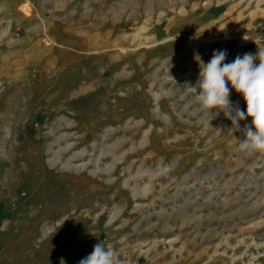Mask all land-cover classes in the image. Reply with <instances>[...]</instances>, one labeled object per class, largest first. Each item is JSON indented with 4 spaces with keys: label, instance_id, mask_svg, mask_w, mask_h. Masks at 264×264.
<instances>
[{
    "label": "rangeland",
    "instance_id": "rangeland-1",
    "mask_svg": "<svg viewBox=\"0 0 264 264\" xmlns=\"http://www.w3.org/2000/svg\"><path fill=\"white\" fill-rule=\"evenodd\" d=\"M259 49L264 0H0V264L98 242L123 264H264L251 119L209 123L191 89L214 51ZM47 79L85 91L48 110Z\"/></svg>",
    "mask_w": 264,
    "mask_h": 264
},
{
    "label": "clouds",
    "instance_id": "clouds-1",
    "mask_svg": "<svg viewBox=\"0 0 264 264\" xmlns=\"http://www.w3.org/2000/svg\"><path fill=\"white\" fill-rule=\"evenodd\" d=\"M243 39L249 38L246 35ZM226 56V51L217 50L206 65L201 62L199 79L191 87L196 93L198 110L209 118V123L223 113L226 119L231 120L234 130H239L240 121L250 118L251 126L244 127L245 138L239 141V151L247 155H264V49H259L256 54L238 55L230 63H225ZM231 90L242 96L246 111L233 107L230 102ZM61 264H64L63 260ZM78 264L123 262L114 249L107 247L104 242H98L91 254Z\"/></svg>",
    "mask_w": 264,
    "mask_h": 264
},
{
    "label": "bare ground",
    "instance_id": "bare-ground-1",
    "mask_svg": "<svg viewBox=\"0 0 264 264\" xmlns=\"http://www.w3.org/2000/svg\"><path fill=\"white\" fill-rule=\"evenodd\" d=\"M25 4L21 6V8H25ZM38 86L42 89L41 97L38 98L37 104L38 106L42 107L43 105L49 110L50 108H55V110H59L60 108L68 105L69 101L68 98H71L79 93L85 91L83 86L76 87V85H72L68 82H56L50 79L41 80L38 82ZM21 90L24 86H20ZM52 93V94H51ZM50 94V97L47 95ZM53 95V96H51ZM31 97L36 98V94L31 92ZM48 98L47 100H43ZM63 105V106H62ZM62 106V107H61Z\"/></svg>",
    "mask_w": 264,
    "mask_h": 264
}]
</instances>
